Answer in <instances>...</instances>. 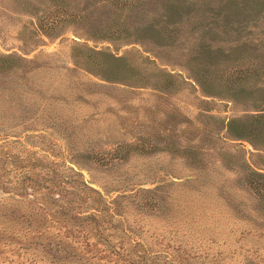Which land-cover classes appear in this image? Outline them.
Masks as SVG:
<instances>
[{
	"label": "rangeland",
	"instance_id": "374dc122",
	"mask_svg": "<svg viewBox=\"0 0 264 264\" xmlns=\"http://www.w3.org/2000/svg\"><path fill=\"white\" fill-rule=\"evenodd\" d=\"M263 101L264 0H0V264H264Z\"/></svg>",
	"mask_w": 264,
	"mask_h": 264
},
{
	"label": "trees",
	"instance_id": "16d2710c",
	"mask_svg": "<svg viewBox=\"0 0 264 264\" xmlns=\"http://www.w3.org/2000/svg\"><path fill=\"white\" fill-rule=\"evenodd\" d=\"M264 102V101H263ZM262 102V103H263ZM264 115H257V117H263ZM39 208H40V211H42V215L40 216V217H38L37 219L38 220H36V222H35V224H33V225H30L29 226V228H27L26 227V222H25V224H24V226H25V228H27V229H34V230H38L39 231V226H41V225H44L43 224V221H44V219L45 218H47V219H51V220H57L58 218L62 221V223H63V225L67 228V229H69V228H73V230H76V234L75 235H82L83 236V238H86L88 235L89 236H94V234L92 233V230H91V228H90V218H89V216H95V215H97L96 214V212H90V214L89 215H86L85 216V218H87L88 219V221H87V224L86 223H84L82 220H73V222H71V221H69L66 217H64V216H61V215H54L53 213L52 214H48V211L50 210L49 208H47V207H45V206H39ZM46 212V217H45V215H43V213H45ZM39 218H43V220H40L39 221ZM77 219L79 218V217H76ZM17 222V221H16ZM19 222H21L22 223V220L21 221H19ZM86 222V221H85ZM88 223H89V225H88ZM98 227H100V226H97L96 228H98ZM65 235H72V232H70L69 234H65ZM95 237V236H94ZM59 239H56L55 241H47V245L45 246L47 249H51L52 248V246H60V244L57 242ZM94 240H97L98 241V239L97 238H95ZM103 245V248H106L108 251H110L111 252V250L110 249H108L107 248V246H105L104 244H102ZM101 256H103L104 254H100ZM53 261H56V260H53Z\"/></svg>",
	"mask_w": 264,
	"mask_h": 264
}]
</instances>
